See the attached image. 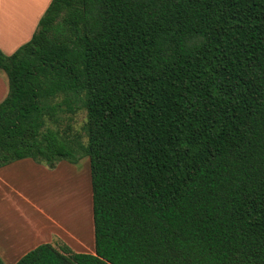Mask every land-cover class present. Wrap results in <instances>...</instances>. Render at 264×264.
<instances>
[{
    "label": "trees",
    "instance_id": "16d2710c",
    "mask_svg": "<svg viewBox=\"0 0 264 264\" xmlns=\"http://www.w3.org/2000/svg\"><path fill=\"white\" fill-rule=\"evenodd\" d=\"M0 69V167L91 185L93 253L14 264H264V0H50ZM79 109L85 142L46 125Z\"/></svg>",
    "mask_w": 264,
    "mask_h": 264
},
{
    "label": "rangeland",
    "instance_id": "374dc122",
    "mask_svg": "<svg viewBox=\"0 0 264 264\" xmlns=\"http://www.w3.org/2000/svg\"><path fill=\"white\" fill-rule=\"evenodd\" d=\"M14 1L10 0L6 11L1 12L9 32L25 24L28 3H34V0H17L16 4ZM3 23L1 21L2 26ZM21 38L20 35L14 41L8 40V48H13ZM0 75L5 79L7 89V78L1 69ZM60 100L61 96H57L48 102L53 105ZM56 118V123L47 119L46 125L66 133L79 134L82 141H86L83 135L86 122L84 109L74 113L58 111ZM57 223L73 235L66 236V239L52 236L51 243L55 247L67 245L76 252H88L92 248L88 156L79 158L76 163L60 160L51 164L25 158L0 167V229L3 230L0 234L3 237L0 238V258L3 264H14L26 252L42 244L46 239L40 230L47 231ZM21 236L26 239L10 249L8 246H13Z\"/></svg>",
    "mask_w": 264,
    "mask_h": 264
},
{
    "label": "crops",
    "instance_id": "0c3cea01",
    "mask_svg": "<svg viewBox=\"0 0 264 264\" xmlns=\"http://www.w3.org/2000/svg\"><path fill=\"white\" fill-rule=\"evenodd\" d=\"M9 1L10 0H0V16H1L0 19H1L2 23H3V18H2L3 12H2V10L6 11L8 5L10 4ZM17 2H18L17 0L14 1L15 4ZM49 2H50V0H34V3L30 1L28 3V10H29L28 12L29 13L26 14L27 20H26L25 24H22V26H20V28L15 29L12 32L8 31V29L4 26V23L2 26L1 21H0V39H1L0 50L4 54H6V55L11 54L21 45V43L23 44L31 38L33 32L36 30L38 20L42 16V14L45 11L46 7L48 6ZM23 25H24V27H23ZM8 33H10L11 35ZM20 35L22 36L21 40L19 42H17V44L13 48L12 47L8 48L7 41L8 40L14 41L15 37L20 36ZM5 76H6V74H5ZM7 90H8V82H7V89H6L5 79L3 78L2 75H0V101L6 96ZM2 233H3V230L0 229V234H2ZM40 234H44V239H46V240H44L43 243H51L52 236H55V238L60 237L62 239H66V236L73 235V234L69 233L68 229H66L64 226H62L58 223L53 227H49V230H47V231L40 230ZM4 235H5V233H4ZM28 236H30V235H28ZM0 238L3 239V237H1V235H0ZM23 238H24V236L17 238V242L14 243L13 246H8V247L10 249H11V247H17L16 244L21 243L22 241H24L26 239V238H24V239ZM4 239L6 240L5 237H4ZM6 244L8 245V243H6ZM52 245H54V244H52ZM93 251H94V246L92 245V248L89 249L88 253H93ZM74 252H76V251H74Z\"/></svg>",
    "mask_w": 264,
    "mask_h": 264
}]
</instances>
